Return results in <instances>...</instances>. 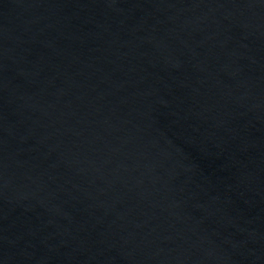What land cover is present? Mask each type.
Listing matches in <instances>:
<instances>
[{
	"label": "water",
	"instance_id": "1",
	"mask_svg": "<svg viewBox=\"0 0 264 264\" xmlns=\"http://www.w3.org/2000/svg\"><path fill=\"white\" fill-rule=\"evenodd\" d=\"M0 264H264V0H0Z\"/></svg>",
	"mask_w": 264,
	"mask_h": 264
}]
</instances>
